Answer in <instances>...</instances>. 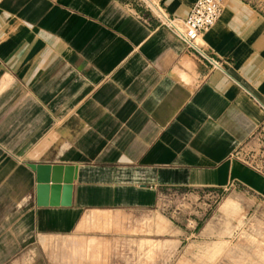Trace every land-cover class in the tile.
Listing matches in <instances>:
<instances>
[{
    "label": "crops",
    "instance_id": "1",
    "mask_svg": "<svg viewBox=\"0 0 264 264\" xmlns=\"http://www.w3.org/2000/svg\"><path fill=\"white\" fill-rule=\"evenodd\" d=\"M193 2L161 0L179 18ZM200 40L220 67L134 0H0V264H53L59 244L75 263L91 222L152 215L163 188L264 198V15L223 0ZM195 237L141 240L188 259Z\"/></svg>",
    "mask_w": 264,
    "mask_h": 264
},
{
    "label": "rangeland",
    "instance_id": "2",
    "mask_svg": "<svg viewBox=\"0 0 264 264\" xmlns=\"http://www.w3.org/2000/svg\"><path fill=\"white\" fill-rule=\"evenodd\" d=\"M243 1L264 15V0ZM262 131L263 142L264 128ZM245 157L244 160L255 165V157L250 154ZM154 207L156 211L152 215H100L101 220L96 218L91 222V235H97L98 241L92 238L80 241L78 261L66 264L89 258L91 264H109V259L136 261L127 264H264V198L242 190L231 193L167 187L159 191ZM111 231L115 240H100L99 236ZM186 232L195 234L199 240L188 259L178 257L186 249L183 243L177 246L179 242L167 245L157 241L142 246V241L145 244L147 241L141 239L148 236L167 238L170 235L178 239ZM136 237L140 238L137 247L130 243ZM60 246L52 247L53 264ZM62 260L60 264L64 263Z\"/></svg>",
    "mask_w": 264,
    "mask_h": 264
},
{
    "label": "built area",
    "instance_id": "3",
    "mask_svg": "<svg viewBox=\"0 0 264 264\" xmlns=\"http://www.w3.org/2000/svg\"><path fill=\"white\" fill-rule=\"evenodd\" d=\"M150 20L163 26L180 39L186 49L206 60L212 68L220 67L221 62L201 48V34L218 20L223 0H194L183 18L168 12L161 0H134Z\"/></svg>",
    "mask_w": 264,
    "mask_h": 264
}]
</instances>
